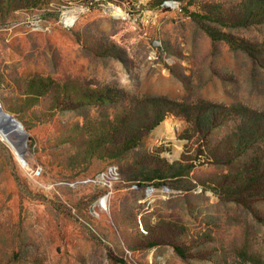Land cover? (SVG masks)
<instances>
[{
    "label": "rangeland",
    "instance_id": "rangeland-1",
    "mask_svg": "<svg viewBox=\"0 0 264 264\" xmlns=\"http://www.w3.org/2000/svg\"><path fill=\"white\" fill-rule=\"evenodd\" d=\"M0 105V264H264V0H0Z\"/></svg>",
    "mask_w": 264,
    "mask_h": 264
},
{
    "label": "bare ground",
    "instance_id": "bare-ground-1",
    "mask_svg": "<svg viewBox=\"0 0 264 264\" xmlns=\"http://www.w3.org/2000/svg\"><path fill=\"white\" fill-rule=\"evenodd\" d=\"M0 121H2V123H3L2 125L7 126L6 128L4 127L5 129L3 130V133H4V131L7 134L8 133L11 134L13 132H22L23 131L21 124L17 120H14L12 117H10L6 113H4L3 110L1 109V107H0ZM5 137H6V135H5ZM5 140L7 141V143L11 144V142L8 140V138H5ZM11 145H13V144H11ZM13 146L15 147V145H13ZM15 149H16L17 153L19 154V151L17 150L16 147H15Z\"/></svg>",
    "mask_w": 264,
    "mask_h": 264
},
{
    "label": "built area",
    "instance_id": "built-area-1",
    "mask_svg": "<svg viewBox=\"0 0 264 264\" xmlns=\"http://www.w3.org/2000/svg\"><path fill=\"white\" fill-rule=\"evenodd\" d=\"M109 175H110V171L108 170L107 176H109Z\"/></svg>",
    "mask_w": 264,
    "mask_h": 264
},
{
    "label": "water",
    "instance_id": "water-1",
    "mask_svg": "<svg viewBox=\"0 0 264 264\" xmlns=\"http://www.w3.org/2000/svg\"><path fill=\"white\" fill-rule=\"evenodd\" d=\"M0 107H1V105H0ZM7 115H10V114L7 113ZM10 116H11V115H10ZM14 120H16V119H14ZM5 127H7V126H5Z\"/></svg>",
    "mask_w": 264,
    "mask_h": 264
}]
</instances>
